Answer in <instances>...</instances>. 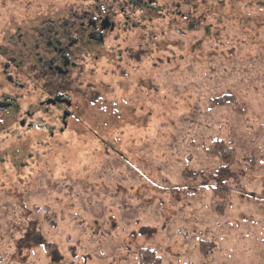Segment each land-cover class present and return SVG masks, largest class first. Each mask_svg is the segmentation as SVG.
Segmentation results:
<instances>
[{
	"label": "rangeland",
	"instance_id": "1",
	"mask_svg": "<svg viewBox=\"0 0 264 264\" xmlns=\"http://www.w3.org/2000/svg\"><path fill=\"white\" fill-rule=\"evenodd\" d=\"M87 2L0 0V40L15 22L68 20ZM140 3L114 9L116 29L71 83L70 116H0L6 235L19 238L32 203L63 217L60 237L36 249L1 243L0 264H264V0ZM223 93L237 102L212 106ZM215 137L241 184L222 212L198 186L221 164L201 151ZM86 200L107 202L106 220L79 214ZM86 220L96 240L69 253L66 236L86 234Z\"/></svg>",
	"mask_w": 264,
	"mask_h": 264
},
{
	"label": "flooded vegetation",
	"instance_id": "2",
	"mask_svg": "<svg viewBox=\"0 0 264 264\" xmlns=\"http://www.w3.org/2000/svg\"><path fill=\"white\" fill-rule=\"evenodd\" d=\"M138 4L140 0H88L68 20L43 17L6 27L0 40V116H36L38 111L52 116V108L60 110L56 115L70 116L79 94L71 83L82 74L86 58L96 61L106 35L116 29L110 19L114 9L123 12Z\"/></svg>",
	"mask_w": 264,
	"mask_h": 264
},
{
	"label": "trees",
	"instance_id": "3",
	"mask_svg": "<svg viewBox=\"0 0 264 264\" xmlns=\"http://www.w3.org/2000/svg\"><path fill=\"white\" fill-rule=\"evenodd\" d=\"M228 99H233L235 102L234 95L232 94H226L223 93L219 96H213L210 98L211 105L212 106H222L225 104H228ZM210 143L208 146H201V151L204 156L209 158H217L221 164L215 169L214 173L211 175H201V180H199L198 186L201 188H207L210 190V208L212 210L222 212L224 211L228 205L230 204V197L232 195L233 191H237L241 188V184L239 181V177L236 173L231 171L230 167L233 163V148H231L223 138L215 137L209 139ZM262 190L259 194L260 199H264V179L262 180ZM95 205V206H94ZM97 205V206H96ZM108 207L107 202H89L88 200L85 201L84 207L82 210H79L78 213L82 214L83 217L87 220L89 218H93L94 220H106L105 215L107 214L105 209ZM96 208L98 210L96 211ZM54 203L51 206L50 203H42L41 205L32 203L29 208H26V210L22 213L26 217L22 215V219L24 222V227L19 232V238L14 240L13 237H9L6 235L5 230L2 228V225H5L6 222L3 207H0V244L4 243L5 241H8L7 243H14L19 242L22 246H27L28 243H31L33 248L36 249L39 246H42V242L39 243V245H33V241L35 238H41L44 239V237H50L53 238V240L57 239V237H60L58 235L57 228L60 225L61 220L63 219L62 216L56 215L54 212ZM77 209L75 210L76 213ZM36 213H39L41 217H37ZM50 216L54 218H50ZM86 220L85 223H80L81 227L86 229V234L81 235L80 232L77 231L76 237L72 238L71 235L66 236L67 244L64 245V248L70 253L69 246L72 244L74 245L77 243V246L80 245L81 242L87 240L88 238H94L96 240L97 233H94L93 227L94 225H91ZM50 226L51 229H53V236L46 233V227ZM9 232H15L14 230L11 231L8 228ZM21 233V234H20ZM60 233V232H59ZM59 239V238H58ZM10 240V241H9ZM264 243V241H263ZM203 244H212L211 242H203ZM9 248V247H8ZM80 248V247H79ZM83 250L85 249V246H82ZM10 250H13V248H9ZM33 249V250H34ZM143 253H141V256H149L154 257L153 253L148 250L147 248L142 249ZM89 255H84V257H88ZM156 258V257H155ZM158 259V258H156ZM53 264V263H50Z\"/></svg>",
	"mask_w": 264,
	"mask_h": 264
}]
</instances>
